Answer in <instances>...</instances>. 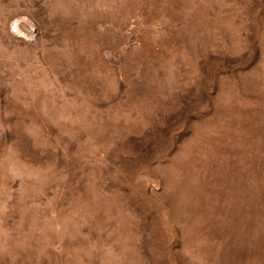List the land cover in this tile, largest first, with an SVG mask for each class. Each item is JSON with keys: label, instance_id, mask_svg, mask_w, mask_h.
Here are the masks:
<instances>
[{"label": "rangeland", "instance_id": "1", "mask_svg": "<svg viewBox=\"0 0 264 264\" xmlns=\"http://www.w3.org/2000/svg\"><path fill=\"white\" fill-rule=\"evenodd\" d=\"M0 264H264V0H0Z\"/></svg>", "mask_w": 264, "mask_h": 264}]
</instances>
